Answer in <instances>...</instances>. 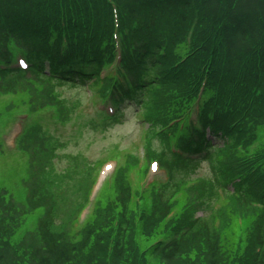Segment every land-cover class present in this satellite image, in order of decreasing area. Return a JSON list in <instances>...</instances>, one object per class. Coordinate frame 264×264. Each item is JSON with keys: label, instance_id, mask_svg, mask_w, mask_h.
<instances>
[{"label": "trees", "instance_id": "1", "mask_svg": "<svg viewBox=\"0 0 264 264\" xmlns=\"http://www.w3.org/2000/svg\"><path fill=\"white\" fill-rule=\"evenodd\" d=\"M114 1L127 10L132 8L135 12H139L145 19L140 21L142 27L140 32L137 35L133 33L129 38L131 45L135 44V40L143 43L146 52L137 61V66L131 68L132 71L136 70L140 73L142 78L136 84L135 93L128 94V97L140 103L143 115L148 121L153 124L166 122L167 119L163 115L170 113L174 100L187 95L189 84L198 76V73L194 72L204 64L210 73L208 89L214 90L222 98V100L217 99L216 106L222 101L231 107L244 102L252 111L250 119L243 124V129L248 124L252 127L260 125V119L264 118V2L254 0L250 5L242 7L247 9L243 11L238 9V0L236 3H234L235 0ZM0 7H3L0 9L7 15L15 17V26L25 27L24 32L33 36V40L37 43L36 48L41 51L51 44L50 39L54 37L52 31L57 34L63 33L67 28L73 31L77 24L74 40L78 44L76 47L71 44L68 58L56 60L49 66L55 74L61 72L63 78L55 80L46 76L43 78L59 84H73L75 81L86 80L91 75L88 73L89 69L93 72L92 74H96L100 64V54L105 50L111 37L110 26L108 32L103 31L102 27L107 25V21L110 22L106 13L108 8L103 0H0ZM70 9L75 10L73 11L75 17L69 11ZM36 16L38 25L34 29L30 25ZM51 20L54 24L56 23L52 26V28L56 26L52 31L49 24ZM191 23H194L192 42L196 52L187 63L181 66L178 74L173 70L168 71L164 76L167 67L172 66L179 57L175 51L179 43H183ZM160 47L165 48V53L161 56L159 55ZM45 58L43 52L39 53L35 56V62L43 61ZM157 72H160L164 78L158 80L155 76ZM148 82L150 85L145 87ZM171 91L174 92L166 102L167 95ZM230 95L231 100H228ZM213 104L214 101L210 106ZM231 114L217 115L212 125L217 133L216 137L223 138L224 143L222 147L214 146L212 152L208 154L207 159L213 175L210 176L207 185L228 184L234 173L231 162L233 154L229 155L228 149L233 148L245 134L241 128L230 127L232 121L228 118ZM201 141L204 139L202 138ZM206 145H211L213 148L214 144L209 141ZM219 152L229 156V162H216L214 158H217L216 155ZM79 165L82 166L83 162L80 161ZM66 173L69 177L68 169L58 175L51 172L43 173V181L31 197L32 203H38L45 197L55 200L54 194L62 192ZM119 187H122V182H119ZM178 187L179 182L172 181L170 186L160 193L159 201H156L148 221L150 226L164 219L163 216L168 211L165 200ZM236 188L235 193L239 191L241 193L238 197L231 194L234 202L249 204V202L261 201L262 195L250 193L248 185H239L238 192ZM127 192L128 189L123 188L118 195L123 208L126 207ZM55 217V209H51L40 224L43 245L36 250V264H90L92 262L103 264L104 250L102 247L98 248L99 236H95V241L88 248L87 254L83 253V247L86 246L89 236L95 233L96 222L88 224L84 238L79 244H71L64 238L62 225H55ZM126 227L127 222L121 221L113 246L111 264H130L123 259ZM202 238L201 248L199 241ZM256 238L260 250L255 254L251 264H264V228L261 224L257 226ZM192 246H195L197 251L201 248L207 254L206 264H219V262L222 264L221 257L218 258L220 255L218 234L205 218L198 221L180 242L169 244L161 253L162 261L171 264L179 254H187L193 250ZM240 260L238 264H241ZM162 261L160 264L163 263Z\"/></svg>", "mask_w": 264, "mask_h": 264}, {"label": "rangeland", "instance_id": "2", "mask_svg": "<svg viewBox=\"0 0 264 264\" xmlns=\"http://www.w3.org/2000/svg\"><path fill=\"white\" fill-rule=\"evenodd\" d=\"M260 1L264 2V0ZM250 3H252V0H238V9L247 10L242 7L250 5ZM179 52L178 50L175 51V53ZM1 61L2 63L7 61L6 54H3ZM86 85L89 86L88 83ZM92 89L93 87L67 86L55 82L38 83L30 74L25 75L23 78L15 75L2 77V74H0V132L5 129L10 120L13 121L15 116L19 115L18 113L26 111L27 107L34 106V110L38 108L39 110H48L51 106L59 107L67 123L62 127L59 124L50 122L49 131L61 130L65 134L61 143L65 144H54L52 146L54 159L44 169L53 167V172L56 173L66 169L70 171L69 177L67 173L64 176L61 194H54L55 200L51 197H45L46 199L43 198L38 203H28L24 200V195H17L18 197L13 198L8 193V191H12L11 187L7 191L8 182L6 179L9 178L7 171L5 177L3 176V168L6 166L11 167L12 172V169L18 168L19 160L17 155H13L14 162L12 164L11 159H7V150H4V160H7L4 165L0 163V264L36 263L37 254L35 250L39 249L41 245L37 233L27 236L31 234L29 233L25 237L17 229L23 223L21 230L24 233L27 231L32 232L36 220L40 217L41 219L45 218L44 216L51 209H55V224L62 225L64 238L72 240L73 236V240H75V236L86 228L87 222L85 221L79 227H74L71 226V220L77 219L78 208L84 202L85 195L91 190L92 171L94 173L97 166L105 159L107 160L104 162L113 160L112 167L118 162L119 173L124 176L126 185L129 184L132 187L131 194L135 195L130 202V211H128L127 218L134 223L138 218L145 217L149 213L155 192L153 188H147V184L150 183L152 178L161 180L164 175V171L156 168L149 170L150 163L156 158H159L162 162H165L164 160L168 162L166 157L163 156L165 144H161L155 138L149 140L146 138L145 132L149 128L148 124L147 122L141 123V126L138 118H136V112H133L134 109H127L121 116L120 121L114 120L112 124H110L111 121L105 124L101 116L89 106L91 101L94 102L95 108L100 104L99 99L93 97ZM207 96H209L208 93ZM36 112L39 113V111ZM200 131H202V128H199L198 135H200ZM260 131L264 134V126L260 127ZM6 133H8V136L4 137V141L6 145L11 146L14 143L15 136L8 129L3 132V136ZM183 134L182 129L173 131L171 133V143H178ZM65 139L69 140L65 141ZM263 139L264 135L261 137V142H263ZM187 142L188 139L185 143ZM219 142V145H221L223 140L220 139ZM31 143L35 146L39 145L35 138ZM27 147L30 146L27 144ZM228 154H234L233 149L229 150ZM216 157L214 158L216 162H229V156H225V159L224 157ZM236 158H239L237 154L231 157L234 167V173L230 179L231 184L222 183L219 187L207 185L210 176L213 175L207 157L201 161L187 162L185 170L175 166L172 168L173 165H176L174 161L167 163L172 170L176 168L174 174L179 169L178 178L185 180L180 183V188L175 189L176 196L171 206L173 216L181 214L186 207H189L195 216L207 219L212 229L220 236L221 247L218 258L221 257L222 264L224 260L234 262L239 253L245 255L246 252L253 251L255 244H259L256 238L257 226L259 227L261 224L264 228L262 208L248 204L244 205L242 202H234L233 197L229 193H225L231 191L232 185L235 182L240 183L239 181H242L244 177L243 174L240 175L241 172L236 165ZM45 160V154H40V156L36 154L34 167L37 164L40 165L37 169L35 168L33 177L38 178L40 176L42 173L40 170L48 159ZM80 160L83 162L82 166L79 165ZM34 167L31 168V172ZM111 171L112 169L108 171L107 176L112 174L113 171ZM140 172H144L145 176H140ZM238 175H240L239 180L237 179ZM73 180L81 181L75 184ZM142 180L145 186L140 191ZM261 182L263 185L256 184V186H252L254 189L251 188V192L264 196V181ZM31 183V178L28 177V186ZM66 183L68 187L76 186L75 189L78 191L71 194L72 190L67 189ZM116 183V179H108L96 198L89 204V208L92 207L86 220L94 216L91 219L95 222L97 215L108 217L106 222L101 224L104 235H106L107 229H111L112 225H115L116 218L120 216L121 212V206L116 200L119 190ZM34 187L35 189L38 187L37 180H34L32 190ZM98 188L97 186L96 190ZM138 195H140V198L136 199ZM105 197L109 198V202L104 200ZM142 223V221L137 222L135 225L136 235L134 238L142 247H148L159 239L167 240L168 233H165L164 224L156 228L147 226V230H143ZM201 248L194 253L195 246H192L193 250L180 255L171 264H195V262L206 264L207 254ZM193 256H195V262L192 261ZM242 264H247V259H244Z\"/></svg>", "mask_w": 264, "mask_h": 264}, {"label": "snow or ice", "instance_id": "3", "mask_svg": "<svg viewBox=\"0 0 264 264\" xmlns=\"http://www.w3.org/2000/svg\"><path fill=\"white\" fill-rule=\"evenodd\" d=\"M22 63V62H21Z\"/></svg>", "mask_w": 264, "mask_h": 264}]
</instances>
